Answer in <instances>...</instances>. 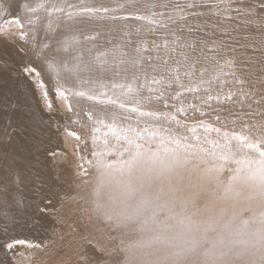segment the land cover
I'll list each match as a JSON object with an SVG mask.
<instances>
[{"label":"snow or ice","instance_id":"6c2138e0","mask_svg":"<svg viewBox=\"0 0 264 264\" xmlns=\"http://www.w3.org/2000/svg\"><path fill=\"white\" fill-rule=\"evenodd\" d=\"M21 7L0 2V82L14 73L43 103L0 91V176L27 188L17 215L50 239H18L5 224L0 264H30L19 249L54 246L64 225L83 229V264L89 247L96 264H264V0ZM229 83L223 99L250 110L232 114V129L189 115L205 116L222 98L214 86ZM185 94L198 103L186 107Z\"/></svg>","mask_w":264,"mask_h":264},{"label":"bare ground","instance_id":"6f19581e","mask_svg":"<svg viewBox=\"0 0 264 264\" xmlns=\"http://www.w3.org/2000/svg\"><path fill=\"white\" fill-rule=\"evenodd\" d=\"M4 4V8L7 10V12H10L12 15H17L22 13V5L24 3H30L34 4V0H0ZM8 18H11L10 16ZM2 22V21H0ZM227 71V69H226ZM230 79V78H226ZM250 80L253 81L252 84L247 85L246 87H255L256 89L260 88L259 84H256L254 82V78L249 77ZM235 85L233 84H225L223 87V90L219 88V86H214L213 94L217 91H221V96H223V92L227 91L229 88H231L233 91L236 90ZM9 89L15 91L17 93V96L25 103L31 105L33 108L37 106V104L42 105V100L40 99V96L38 94H33V91L29 87V84L27 81H17L15 74L13 73L9 79L4 80L3 82H0V91H8ZM186 100L193 98L190 94H185ZM54 103L57 105L59 104V101L56 100L55 96L53 95ZM211 107L207 109L206 106L204 107V111H206L205 116H200L199 113H192L189 112V115L192 116L194 119H207L209 117L210 110H214L218 112L219 114H222L223 116L229 118L232 120L233 116L232 114H240L241 109H238L236 107L237 104H240V97H234L233 101H211ZM186 105V102H185ZM245 111H250L247 108V105L243 107ZM256 109V105H253V110ZM212 112V111H211ZM69 116L71 114H68ZM246 119V118H245ZM62 123H66L67 127L70 130L79 131L78 126L73 125L70 121L62 120ZM241 122H237L235 127L240 128ZM59 149L61 151L64 150V144L63 139L59 141ZM71 159V163L75 164V159ZM69 182H71V172L72 168L69 167ZM0 179H3V184H0V228H3L5 224L8 225L13 231L11 232V235L18 239H27L32 240L35 242H42L47 239H50V235L48 233H45L43 231L37 232L34 229H31L28 227V225L25 223V220L17 215L16 211V205L14 204V200L20 199L21 195L26 196L27 195V188L21 186L19 191L17 190L16 186L11 182V179H4L2 176H0ZM5 185L6 190H5ZM5 216L8 218L5 219ZM16 217L17 223L13 224L11 217ZM79 216V213L75 211L73 215H71V218H69V223H71L73 220L77 219ZM89 230L92 232L93 235H96V229L89 225ZM64 239L63 240H57V243L45 250H39V249H28L27 247H22L19 250L25 252V255L28 256L29 253H33L30 256V264H83L82 256L84 255V251L81 250L77 246V235L79 232H82L83 229L79 228L77 226V232H73L70 228H68L67 225H64L61 229ZM3 240V237L0 236V241ZM87 255L88 257L93 261V264H96V261L100 258L99 254L91 247L87 249ZM28 264V262H26Z\"/></svg>","mask_w":264,"mask_h":264},{"label":"rangeland","instance_id":"374dc122","mask_svg":"<svg viewBox=\"0 0 264 264\" xmlns=\"http://www.w3.org/2000/svg\"><path fill=\"white\" fill-rule=\"evenodd\" d=\"M252 78V77H251ZM186 97V96H185ZM184 97V100H185V102H186V107H187V104H189V103H198L197 101H195L194 100V98H191V99H188V100H186V98ZM222 98H221V100L220 101H226V100H224L223 99V96H221ZM236 107L238 108V109H241V110H243V111H245L244 109H242L241 108V106L239 105V104H237L236 105ZM205 109H207V107L205 108ZM212 111V112H211ZM245 112H247V111H245ZM218 112H216V111H214V110H210V112H209V117L207 118V119H203V120H205L206 122H209V123H213V124H215L216 126H220V124L221 123H224L229 129H232L233 128V125L231 124V119H229V118H227V117H225V116H223L222 114H219L220 116H221V122H216L215 121V115L217 114ZM196 120H200V119H196ZM235 127V126H234ZM235 129L236 130H239V128L238 127H235ZM104 129H102V131H103ZM197 131L199 132V133H203L204 132V129L203 128H198L197 129ZM209 135L211 136V137H215V135H216V133H214V132H210L209 133ZM77 208V205H75V204H68V206H67V208H66V214L68 215V218H71V215H73L74 213H75V209ZM96 235H99L98 233H96Z\"/></svg>","mask_w":264,"mask_h":264}]
</instances>
